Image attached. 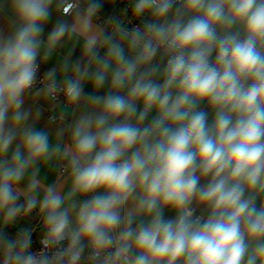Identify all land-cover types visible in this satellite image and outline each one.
<instances>
[{
  "label": "clouds",
  "instance_id": "9594fccd",
  "mask_svg": "<svg viewBox=\"0 0 264 264\" xmlns=\"http://www.w3.org/2000/svg\"><path fill=\"white\" fill-rule=\"evenodd\" d=\"M0 264H264V0H0Z\"/></svg>",
  "mask_w": 264,
  "mask_h": 264
}]
</instances>
